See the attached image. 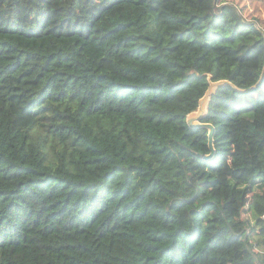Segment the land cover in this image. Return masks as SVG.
<instances>
[{"label":"trees","instance_id":"trees-1","mask_svg":"<svg viewBox=\"0 0 264 264\" xmlns=\"http://www.w3.org/2000/svg\"><path fill=\"white\" fill-rule=\"evenodd\" d=\"M0 264H264V0H0Z\"/></svg>","mask_w":264,"mask_h":264},{"label":"water","instance_id":"water-1","mask_svg":"<svg viewBox=\"0 0 264 264\" xmlns=\"http://www.w3.org/2000/svg\"><path fill=\"white\" fill-rule=\"evenodd\" d=\"M228 84V81H217V82H209V86L207 88V91L205 92L204 96L199 100L198 108L196 111L190 113L186 117V123L191 128H199L203 127L208 130V147L210 149V153L205 156L204 158H211L214 152L213 148V134H214V128L210 124L201 123L200 119H202L206 115V107L209 100L210 95L214 92V90L221 85Z\"/></svg>","mask_w":264,"mask_h":264},{"label":"rangeland","instance_id":"rangeland-1","mask_svg":"<svg viewBox=\"0 0 264 264\" xmlns=\"http://www.w3.org/2000/svg\"><path fill=\"white\" fill-rule=\"evenodd\" d=\"M254 198L258 199L256 196H255ZM253 217H254V216H253Z\"/></svg>","mask_w":264,"mask_h":264}]
</instances>
